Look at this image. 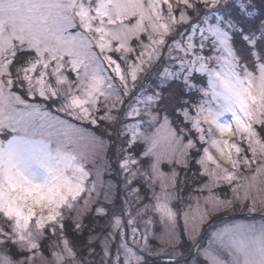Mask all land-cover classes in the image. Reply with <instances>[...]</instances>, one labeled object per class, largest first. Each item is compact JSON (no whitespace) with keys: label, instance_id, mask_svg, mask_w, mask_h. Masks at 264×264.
<instances>
[{"label":"snow or ice","instance_id":"6c2138e0","mask_svg":"<svg viewBox=\"0 0 264 264\" xmlns=\"http://www.w3.org/2000/svg\"><path fill=\"white\" fill-rule=\"evenodd\" d=\"M0 264H264V0H0Z\"/></svg>","mask_w":264,"mask_h":264},{"label":"rangeland","instance_id":"374dc122","mask_svg":"<svg viewBox=\"0 0 264 264\" xmlns=\"http://www.w3.org/2000/svg\"><path fill=\"white\" fill-rule=\"evenodd\" d=\"M212 154H213V155H216V153H215V151H214V150L212 151ZM257 222H259V221H257Z\"/></svg>","mask_w":264,"mask_h":264}]
</instances>
